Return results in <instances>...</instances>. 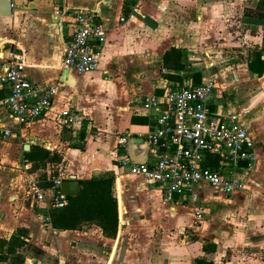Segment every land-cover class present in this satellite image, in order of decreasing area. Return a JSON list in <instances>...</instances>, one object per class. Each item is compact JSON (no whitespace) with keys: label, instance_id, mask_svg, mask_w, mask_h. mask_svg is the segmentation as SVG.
I'll return each instance as SVG.
<instances>
[{"label":"crops","instance_id":"1","mask_svg":"<svg viewBox=\"0 0 264 264\" xmlns=\"http://www.w3.org/2000/svg\"><path fill=\"white\" fill-rule=\"evenodd\" d=\"M260 2L63 0L60 9L56 0H14L11 16L0 17V47L13 44L23 49L24 72L38 85L57 78L64 84L44 119L23 127L14 138L0 139V238L14 234L26 240L16 249L22 263L10 254L0 264H61L69 260L68 249L77 248L83 242L78 239L87 234L88 225L56 231L43 223L44 204L27 194L30 178L41 174L61 180L73 175L79 182L104 175H113L115 182L118 177L114 240L118 244L126 235L125 251L129 253L119 264H194L200 257L220 264L224 255L237 251L247 262L264 264V69L258 74L247 65L264 45V19L249 12L257 10ZM66 8L95 10L108 30L98 69L70 75V83L64 80L66 70L59 66L67 29L58 13ZM170 47L182 50V70L161 67L162 55ZM3 70L0 59V75ZM166 74L186 81L195 80L197 74L200 79L217 77L222 91L217 100L241 113L255 142L256 159L246 176L252 193L215 197L199 192L198 204L205 211L200 220L194 218L191 205H179L170 212L158 190L126 175L115 160L126 152L129 155L117 147L119 135L129 132L131 141L147 131L148 116L134 108L144 95L160 92L161 86L173 81ZM68 103L80 114L73 126L58 116ZM10 123L6 110L0 108V124ZM35 146L57 159L29 161L27 152ZM43 190L48 197L52 188ZM218 206L221 220L213 217ZM197 222L206 223L200 227ZM158 237L162 246L154 247L152 242ZM208 244H214V249L205 251ZM117 247L110 255L111 264H118ZM220 251L221 256L215 255Z\"/></svg>","mask_w":264,"mask_h":264},{"label":"built area","instance_id":"2","mask_svg":"<svg viewBox=\"0 0 264 264\" xmlns=\"http://www.w3.org/2000/svg\"><path fill=\"white\" fill-rule=\"evenodd\" d=\"M12 1V7L14 0ZM67 29L60 68L70 75L96 71L100 65L108 30L93 9H64L59 13ZM4 70L0 75V108L6 110L9 125L0 124V139L17 136L23 127L44 119L51 110L61 78L40 86L24 72L26 52L16 45L0 47ZM160 92L144 95L135 111L149 118L147 131L140 136L146 144V158L132 161L127 152L115 159L128 176H136L159 191L162 202L174 212L176 206H192L200 220L204 208L198 204V189L209 186L227 197L250 192L247 175L256 159L255 142L240 112L217 100V82L211 75L197 83L192 78L167 81ZM77 107L68 103L59 111L69 125L79 118ZM129 132L117 139V147L127 151ZM118 178V177H117ZM114 182V195L117 191ZM62 180L53 179L48 197L35 179L30 178L27 194L44 204L43 223L50 224L49 209L62 208L68 195L60 191Z\"/></svg>","mask_w":264,"mask_h":264},{"label":"trees","instance_id":"3","mask_svg":"<svg viewBox=\"0 0 264 264\" xmlns=\"http://www.w3.org/2000/svg\"><path fill=\"white\" fill-rule=\"evenodd\" d=\"M254 11L257 17L264 19V0L257 5ZM127 10L125 9V13ZM264 51V45L256 50L253 56L248 59V68L261 74L264 69V60L261 58V52ZM161 67L166 70H182V50L178 47H170L162 55ZM169 80H181L178 75L166 74ZM200 75L197 74L195 82H199ZM29 161L45 163L53 161L57 156H53L44 148L35 146L27 152ZM33 168H36L34 166ZM34 179L38 185L43 188L53 186V178L49 175L41 174ZM80 189L77 195L68 196L67 204L62 208H50V224L56 231L78 230L85 223H94L100 231L110 238H115L118 227V208L117 200L114 195V176L104 175L95 176L80 180ZM119 197V196H118ZM120 202V198H119ZM120 214H121V208ZM26 240L22 237L12 234L8 239L0 238V260H6L8 255L15 256L16 262L22 263L20 255L16 249L24 246ZM214 244H208L203 247L205 251L214 249ZM4 249V252H3ZM194 264H216L212 260L203 257L196 258Z\"/></svg>","mask_w":264,"mask_h":264},{"label":"rangeland","instance_id":"4","mask_svg":"<svg viewBox=\"0 0 264 264\" xmlns=\"http://www.w3.org/2000/svg\"><path fill=\"white\" fill-rule=\"evenodd\" d=\"M255 10H250L249 12L254 13ZM216 82H217V92H216V96L217 98H219L220 96H218L219 94H222L221 91V87L218 86L219 83V79L217 77H214ZM221 91V92H220ZM220 99V98H219ZM35 169L32 168L33 171ZM198 192H201L202 194L204 193L205 196H215V197H219L220 193H218L217 191H215L213 188L209 187V186H204V189L199 188ZM222 195V194H221ZM179 206V205H178ZM217 211L215 212V214L213 215L214 218H217V220H221L223 219L222 216L220 215L222 208H220L219 206L216 207ZM205 212V211H204ZM206 222H211V221H206ZM205 222V223H206ZM197 226H200L203 224H205L204 222H197ZM88 225V231L87 234H83V238H79L78 241L81 242V244H79V246L77 248L74 249H68L70 254L69 256V260L67 261H62L61 264H69L68 262L72 261L73 264H111L110 261V255L112 253L113 247L116 244V247L118 248V258H117V262L119 264V262H125L127 260L128 254L125 250V244L127 243V236L124 235V238L121 242L120 241L116 242V237L115 238H110V237H106L99 229L98 227L94 224V223H86L83 226ZM80 229H84V227H81ZM97 229L99 230V233L97 232ZM117 236V235H116ZM160 237L157 238V240L152 242V245L155 246H162V243H160ZM154 240V239H153ZM158 242V243H157ZM221 254H223V252H218V254L216 253L215 255L217 256H221ZM251 255L252 259H255V256L253 254H248ZM226 261L230 262V264H255V260L254 262L252 261H248L246 260V258H243V255L240 252H234V254L232 256H230L229 254L224 255V260H222V263H224ZM116 263V262H115ZM114 263V264H115Z\"/></svg>","mask_w":264,"mask_h":264},{"label":"water","instance_id":"5","mask_svg":"<svg viewBox=\"0 0 264 264\" xmlns=\"http://www.w3.org/2000/svg\"><path fill=\"white\" fill-rule=\"evenodd\" d=\"M59 4L60 9L62 8L63 0H56ZM12 14V1L11 0H0V17H9ZM64 80L71 82L73 77L67 71H64ZM70 79V80H69ZM63 80V79H62ZM136 140L140 142L136 143ZM130 141V138H129ZM127 144V151L129 153L130 159L135 162H142L146 158V144L141 138H131V141ZM24 147L27 149L29 145L26 143ZM60 191L68 196H75L79 192V181L75 179V176H70L69 178L63 179L60 185Z\"/></svg>","mask_w":264,"mask_h":264}]
</instances>
